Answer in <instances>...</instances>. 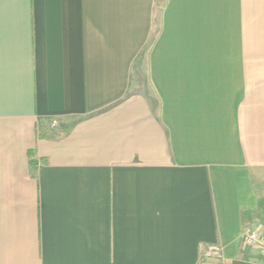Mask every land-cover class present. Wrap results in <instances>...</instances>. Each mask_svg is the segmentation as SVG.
I'll list each match as a JSON object with an SVG mask.
<instances>
[{
    "label": "crops",
    "instance_id": "0c3cea01",
    "mask_svg": "<svg viewBox=\"0 0 264 264\" xmlns=\"http://www.w3.org/2000/svg\"><path fill=\"white\" fill-rule=\"evenodd\" d=\"M248 231L264 0H0V264H262Z\"/></svg>",
    "mask_w": 264,
    "mask_h": 264
},
{
    "label": "built area",
    "instance_id": "2783aa9c",
    "mask_svg": "<svg viewBox=\"0 0 264 264\" xmlns=\"http://www.w3.org/2000/svg\"><path fill=\"white\" fill-rule=\"evenodd\" d=\"M242 241L246 244H256L262 248L264 253V238L258 233L254 231H248L242 234ZM207 256L208 257H220V250L216 246H209L207 248ZM264 264V262L262 263Z\"/></svg>",
    "mask_w": 264,
    "mask_h": 264
},
{
    "label": "rangeland",
    "instance_id": "374dc122",
    "mask_svg": "<svg viewBox=\"0 0 264 264\" xmlns=\"http://www.w3.org/2000/svg\"><path fill=\"white\" fill-rule=\"evenodd\" d=\"M209 258V257H208ZM212 260H216L215 257H210V260L209 261H212ZM211 263V262H210Z\"/></svg>",
    "mask_w": 264,
    "mask_h": 264
}]
</instances>
